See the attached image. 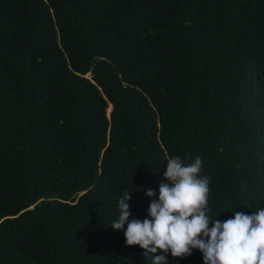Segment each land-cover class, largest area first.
<instances>
[{"label": "trees", "instance_id": "obj_1", "mask_svg": "<svg viewBox=\"0 0 264 264\" xmlns=\"http://www.w3.org/2000/svg\"><path fill=\"white\" fill-rule=\"evenodd\" d=\"M174 155L264 208V0H0V264H151L110 224Z\"/></svg>", "mask_w": 264, "mask_h": 264}, {"label": "clouds", "instance_id": "obj_2", "mask_svg": "<svg viewBox=\"0 0 264 264\" xmlns=\"http://www.w3.org/2000/svg\"><path fill=\"white\" fill-rule=\"evenodd\" d=\"M187 159L167 158L158 190H145L150 203L142 220L132 217V196L125 189L111 228L123 232L126 246L138 245L145 256L152 255L151 264H167L169 253L184 259L194 249L203 264H264V208L216 220L209 215L210 178L200 175L202 159L185 163Z\"/></svg>", "mask_w": 264, "mask_h": 264}, {"label": "rangeland", "instance_id": "obj_3", "mask_svg": "<svg viewBox=\"0 0 264 264\" xmlns=\"http://www.w3.org/2000/svg\"><path fill=\"white\" fill-rule=\"evenodd\" d=\"M108 110H110V107H109V109Z\"/></svg>", "mask_w": 264, "mask_h": 264}]
</instances>
